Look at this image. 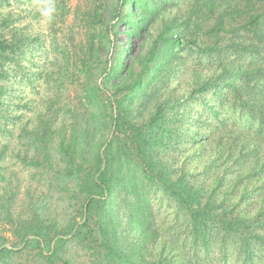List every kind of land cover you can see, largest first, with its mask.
<instances>
[{
  "label": "trees",
  "instance_id": "1",
  "mask_svg": "<svg viewBox=\"0 0 264 264\" xmlns=\"http://www.w3.org/2000/svg\"><path fill=\"white\" fill-rule=\"evenodd\" d=\"M51 7L53 26L70 13ZM77 18L71 47L0 16V264H264V0H88ZM15 79L49 91L21 124Z\"/></svg>",
  "mask_w": 264,
  "mask_h": 264
},
{
  "label": "rangeland",
  "instance_id": "2",
  "mask_svg": "<svg viewBox=\"0 0 264 264\" xmlns=\"http://www.w3.org/2000/svg\"><path fill=\"white\" fill-rule=\"evenodd\" d=\"M69 8L70 13L68 17H66L64 20L58 21V23L53 26V20L49 22L46 18H44L41 15V10L45 9L47 7H51V0H22V1H15L12 0L11 4L6 5L2 8H0V16L3 17L10 16V18L13 19L14 25L18 26L19 28L25 29L27 33L30 34H42L46 37V44L47 46L50 45V39L52 36L57 35L58 41L60 46H63V43L65 40H69L71 37L74 38V41L69 43V45L72 47L73 42L77 43L79 42V39H81V25H80V19L77 18V14L81 15L82 11L85 9L88 0H64ZM77 10H79V13H76ZM78 19L77 21L75 19ZM124 30V27L121 26L120 29ZM124 32V31H123ZM123 32L118 33V37L121 41L124 43L126 42V37ZM141 46H139L140 48ZM44 50H42L43 52ZM38 54L37 58L39 60L40 56L42 54ZM52 55V52L49 50V54H45L42 57L41 61L47 60ZM31 58V56H30ZM29 58V59H30ZM29 59L26 61V67L31 68V62H29ZM184 78L188 80H191L190 74H185ZM184 79V80H185ZM13 81L15 83H13ZM22 81H17V79L12 80V82L9 83V86L12 87L13 94H15V98L13 106H21L23 102H31L32 109L34 111H30L29 109H26L25 107L23 109H15V114H22L23 115V121L19 122V124L27 121L32 120L35 118L39 112L43 111L45 109V106L43 105V98L45 96L49 95V92L46 89H42V92L38 94L36 90L32 88V86H27L22 83V86L20 84ZM189 90L188 82L183 81V83L179 87V94L184 93L185 91ZM19 97L22 98V101H19ZM21 102V103H19ZM19 104V105H18ZM34 107V108H33ZM31 109V110H32ZM20 128V125L17 126V133L18 129ZM16 148V149H15ZM18 148L17 141L13 139V142L9 145V154H12L14 151H16ZM1 149V147H0ZM11 156V155H10ZM7 167H8V173L12 174V172L19 178V184L21 185V194L23 195L25 193V188L28 186V181L30 178V175L27 171L23 170L21 165L17 162L15 158H9L7 161ZM159 211L162 213V216H169L170 209L167 208V206H162L158 208ZM9 225H6L4 223H0V234L8 235ZM20 256V255H19ZM25 256L23 255L22 258ZM21 261V259H19Z\"/></svg>",
  "mask_w": 264,
  "mask_h": 264
},
{
  "label": "clouds",
  "instance_id": "3",
  "mask_svg": "<svg viewBox=\"0 0 264 264\" xmlns=\"http://www.w3.org/2000/svg\"><path fill=\"white\" fill-rule=\"evenodd\" d=\"M41 15L46 18L49 22L54 18L55 9L54 7H47L41 10Z\"/></svg>",
  "mask_w": 264,
  "mask_h": 264
}]
</instances>
